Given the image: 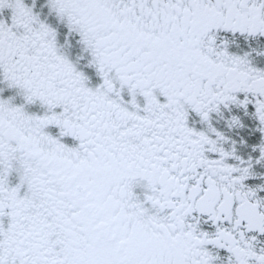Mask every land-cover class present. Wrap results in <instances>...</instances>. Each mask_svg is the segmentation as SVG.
<instances>
[{"label":"snow or ice","instance_id":"snow-or-ice-1","mask_svg":"<svg viewBox=\"0 0 264 264\" xmlns=\"http://www.w3.org/2000/svg\"><path fill=\"white\" fill-rule=\"evenodd\" d=\"M0 264H264V0H0Z\"/></svg>","mask_w":264,"mask_h":264}]
</instances>
